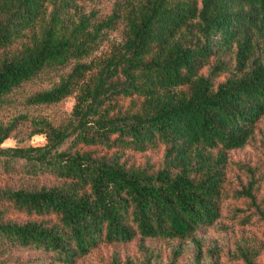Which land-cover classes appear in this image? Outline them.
<instances>
[{
	"label": "trees",
	"instance_id": "1",
	"mask_svg": "<svg viewBox=\"0 0 264 264\" xmlns=\"http://www.w3.org/2000/svg\"><path fill=\"white\" fill-rule=\"evenodd\" d=\"M83 1L0 0V109L24 84L72 61L25 104L52 105L77 91L58 125L26 114L0 123V174L57 180L0 187V264L27 251L75 264L137 239L189 240L200 264L195 233L221 218L224 201L256 207L252 180L230 192L228 172L253 177L229 153L246 147L264 117V0H116L105 16L81 13ZM119 26L121 40L93 56ZM35 135L45 143L19 145ZM10 138L17 144L4 147ZM151 152H161L158 164L129 162ZM139 246L142 264H159L154 247ZM258 253L239 249L244 264Z\"/></svg>",
	"mask_w": 264,
	"mask_h": 264
},
{
	"label": "rangeland",
	"instance_id": "2",
	"mask_svg": "<svg viewBox=\"0 0 264 264\" xmlns=\"http://www.w3.org/2000/svg\"><path fill=\"white\" fill-rule=\"evenodd\" d=\"M116 0H85L79 3L80 12L87 14L90 11L95 12L98 16H105L111 12ZM122 37V27L107 34L102 45L93 56L107 52L113 43H118ZM89 59V58H88ZM83 59L82 61H88ZM74 61L63 71L54 73L48 78H43L36 82L26 83L14 94V104L0 109V123H6L12 117L18 114H26L28 117L45 118L53 124L58 125L64 122L70 115L77 91L65 97L59 103L52 105L27 106L25 99L30 95L47 90L59 82L61 75L67 74ZM223 75L219 80H223ZM46 141L43 135H35L30 139L19 144L22 146H38ZM16 139L10 138L3 144L4 147L15 146ZM161 152H151L147 154H132L129 162L135 165L144 164L146 158L158 164L161 160ZM230 160L243 166H249L253 170L251 178L244 170H239L236 166L229 168L228 172V190L230 192L238 191L245 187L252 180L254 183V194L256 197V207L249 199L231 198L224 201L222 205V215L212 226L206 230H200L195 233V237L202 242V258L200 264H244L239 256V249L244 246L256 245L259 253L255 259L256 264H264V217L260 212H264V117L256 124V130L245 148L235 150L229 153ZM34 184L51 186L57 183V180L50 177H40L36 179H20V175L0 174V187L12 188L20 184ZM247 218L246 223L240 220ZM18 220H24L22 216ZM139 245L152 246L159 252V264H168L171 260L172 252L180 249L181 254L176 264H195L194 245L191 241H172V242H150L140 239L130 244L111 247L102 246L88 256L78 260L75 264H115L113 257L119 258V264L126 261L131 264H142L143 257ZM42 255L27 251L12 256L10 264H58Z\"/></svg>",
	"mask_w": 264,
	"mask_h": 264
}]
</instances>
